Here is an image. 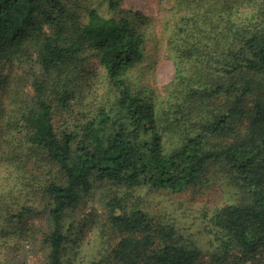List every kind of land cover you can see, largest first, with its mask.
Here are the masks:
<instances>
[{
  "label": "trees",
  "instance_id": "trees-1",
  "mask_svg": "<svg viewBox=\"0 0 264 264\" xmlns=\"http://www.w3.org/2000/svg\"><path fill=\"white\" fill-rule=\"evenodd\" d=\"M169 1L178 96L165 108L131 78L149 38L143 11L121 0H107L112 15L77 0H0V67L15 57L38 68L33 94L15 108V128L59 171L34 191L46 202V264H64L68 212L96 182L127 195L136 186L179 193L214 164L229 170L242 197L206 216L207 257L174 223L116 193L108 221L118 241L96 264H264V0ZM88 50L113 96L58 130L56 111L71 110ZM32 206L8 219L21 223Z\"/></svg>",
  "mask_w": 264,
  "mask_h": 264
},
{
  "label": "rangeland",
  "instance_id": "rangeland-1",
  "mask_svg": "<svg viewBox=\"0 0 264 264\" xmlns=\"http://www.w3.org/2000/svg\"><path fill=\"white\" fill-rule=\"evenodd\" d=\"M77 2L82 3L84 9L98 6L106 15L113 13L107 0ZM121 6L141 10L149 20V38L144 59L131 71L134 85L142 91L152 90L154 97L161 103L159 107L167 108L171 100L178 96L171 92L170 85L176 76L175 63L169 54L167 25L172 2L121 0ZM87 52L71 110L56 111L58 130L85 121L97 106L113 96L105 68L90 50ZM31 66L30 61L13 57L4 59L0 67V262L5 264H46L47 246L42 243L48 225L46 202L35 195L34 191L36 188L37 193L42 184L59 177L54 163L40 150L27 144L22 132L15 128L14 113L18 102L33 94L32 74L38 68ZM20 163H26L24 170L19 167ZM214 165L197 185L179 193L136 186L127 195L124 188L116 190L113 184L96 182L83 196L79 206L68 212L66 228L71 238L64 264H96L112 251L118 236L115 232L113 234L108 221V201L116 193L120 197L127 196L128 199L124 198L129 204L140 202L151 215L174 223L207 257L212 246L206 216L227 203L238 202L242 197L240 188L232 182L229 170L225 171L223 165ZM23 204L33 206L30 212L26 211L21 223L13 222L18 219H8V212H18ZM3 227L7 228L2 230Z\"/></svg>",
  "mask_w": 264,
  "mask_h": 264
}]
</instances>
